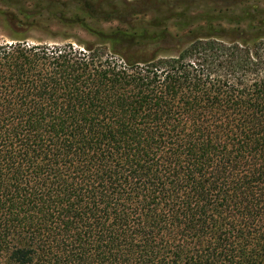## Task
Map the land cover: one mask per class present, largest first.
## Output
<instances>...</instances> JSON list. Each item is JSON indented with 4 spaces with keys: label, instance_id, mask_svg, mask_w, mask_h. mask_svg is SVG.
Here are the masks:
<instances>
[{
    "label": "trees",
    "instance_id": "obj_1",
    "mask_svg": "<svg viewBox=\"0 0 264 264\" xmlns=\"http://www.w3.org/2000/svg\"><path fill=\"white\" fill-rule=\"evenodd\" d=\"M261 11L182 34L99 28L94 44L13 30L0 43V264H264Z\"/></svg>",
    "mask_w": 264,
    "mask_h": 264
},
{
    "label": "rangeland",
    "instance_id": "obj_2",
    "mask_svg": "<svg viewBox=\"0 0 264 264\" xmlns=\"http://www.w3.org/2000/svg\"><path fill=\"white\" fill-rule=\"evenodd\" d=\"M42 1L0 0V43L10 41L9 36L15 33L13 30H23L31 42L94 44L98 41L94 29L100 28L106 32L119 29L142 30L146 25L162 28L164 22H167L165 25H168L170 30L182 34L189 29L204 27L203 19L206 17L216 20L215 26L222 24L230 27L236 26L233 22L238 18L243 19V14H246L245 18L248 19L249 15L256 12L262 14L261 10H264V0H241L229 7L204 2L194 5L178 2L176 8L169 6L174 0H161L155 4L152 1L141 4L140 0H76L77 3L71 4L70 7L62 5L55 8L56 12H49V8L41 6ZM33 2L38 3L35 9ZM136 2L139 3L134 6ZM87 5H92V8L98 11L100 20H92L80 12V8ZM20 6H25L30 11V20L19 13L17 8ZM135 8L136 10L132 11ZM220 21L222 23H219ZM190 22L192 25L189 28Z\"/></svg>",
    "mask_w": 264,
    "mask_h": 264
}]
</instances>
